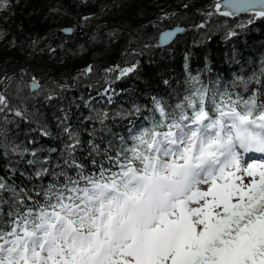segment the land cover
<instances>
[{"label":"snow or ice","instance_id":"snow-or-ice-1","mask_svg":"<svg viewBox=\"0 0 264 264\" xmlns=\"http://www.w3.org/2000/svg\"><path fill=\"white\" fill-rule=\"evenodd\" d=\"M228 3L264 17V0ZM252 82L262 84L255 75L241 80L245 91ZM29 87L35 99L42 86L33 78ZM152 112L150 126L132 135L131 145L121 137L114 156L111 143L102 152L89 139L88 157L98 166L89 173L78 158L84 142L65 123L66 112L58 120L66 139L56 156L57 147L37 146L35 137L27 140L32 147L9 139L7 125L40 122L0 93V156L7 158V174L0 175V264H264V159L243 158L264 154V92L233 98L201 85L171 112L153 97ZM108 118L96 117L101 125ZM30 131L52 137L46 124Z\"/></svg>","mask_w":264,"mask_h":264},{"label":"trees","instance_id":"trees-1","mask_svg":"<svg viewBox=\"0 0 264 264\" xmlns=\"http://www.w3.org/2000/svg\"><path fill=\"white\" fill-rule=\"evenodd\" d=\"M50 1L60 11L72 17L76 25L70 35L63 36L58 32L51 40V44L56 47L54 54L59 58L58 65L64 66L63 68L54 70L48 58L49 51L43 58L27 43H32L34 39L30 30L33 14L29 18L27 15L19 16V32L18 29L7 27L14 34L15 41L24 48L21 58L15 64L0 68V92L8 95L11 107L27 108L29 120L40 122L7 125L10 129L8 137L15 143L24 142L26 146L32 147L27 145V140L35 137L37 146L57 147L55 155L58 156L63 147L62 141L66 139L60 135L58 120L66 112L69 119L65 123L84 142L78 158L84 162L87 172H97L98 166H93L88 157L87 141L94 140L100 145L102 152L111 143L109 154L113 156L122 147L121 137L124 138L125 145H131L132 135L150 126L153 97L160 99L171 112L184 96L190 95L201 85H208L213 91L227 90L233 94V98L237 95L247 97L252 89L264 92V17L253 15L227 19L210 11L212 0L141 1L136 3L137 16L151 21L150 23L132 27L113 22L86 32L81 28L82 19L77 10L80 0ZM122 1L101 0L96 16L100 17L108 10H118ZM168 11L174 12L171 28L180 26L185 30L168 46L160 47L158 27L153 24ZM161 26L168 27V24L165 22ZM113 32L121 35L122 46L128 50V56L120 55L122 48L118 52L111 49L110 37ZM89 51H95L94 59L99 58L101 61L109 60V54L117 52L112 62L114 69L106 75L102 73V69L106 67L96 69L95 80L94 73L84 72L89 64L80 60L81 54ZM125 61H132L135 69L127 75H121ZM254 75L260 77L262 84L249 83L248 90L245 91L241 80L249 81ZM33 78L42 86L35 99L29 88ZM164 81L168 83L165 84ZM18 85L21 91L17 90ZM106 88H111L114 93L112 102L94 99L90 105L86 104ZM50 93L55 94L57 99L46 101L45 97ZM136 107L141 109L139 114L129 116L128 113L133 112ZM103 113H107L109 118L101 125L96 117ZM117 113L127 118L121 119ZM88 117L91 119H86ZM7 118L19 119L12 113H7ZM41 124L48 126L51 138H42L37 132L30 131L39 128ZM93 132L95 135L90 136L89 133ZM97 159L103 161L104 157L101 155ZM6 160V157L0 156V175L7 174L6 167H3ZM105 166H108L106 161ZM15 179L18 184L21 183L22 178L17 176ZM47 182L48 179L44 181L45 184Z\"/></svg>","mask_w":264,"mask_h":264},{"label":"rangeland","instance_id":"rangeland-1","mask_svg":"<svg viewBox=\"0 0 264 264\" xmlns=\"http://www.w3.org/2000/svg\"><path fill=\"white\" fill-rule=\"evenodd\" d=\"M141 1H155V0H123L122 6L115 11L104 12L102 16L97 17L99 12L98 6L101 3V0H81L78 3V12L80 18L82 19L81 28L86 32L91 31L92 28L97 26H102L105 24H112L113 22L120 24L122 26H132L140 27L150 23L151 21L142 20L137 16L136 3ZM215 0H212L210 4V11L214 13V3ZM44 12V14H43ZM33 14V18L30 23V30L34 35V39L31 42H27L32 45V49L45 58L47 56L46 52L49 51L48 58L50 63L54 67V70L58 68H63L59 64V58L55 56V46L51 44V40L55 38L56 33H63L64 29H74L75 20L67 15L66 13L60 11L56 6H54L50 0H4V3L0 5V68H6L15 64L23 54V48L16 41L14 34L7 30V27H13L20 31V19L19 16H26L29 18ZM43 14V15H42ZM173 11H168L164 13L157 22H154L153 26L158 27V34L164 31L167 28H171L174 20ZM88 17V19H85ZM168 24L167 26H161V24ZM72 32V31H71ZM67 36V35H66ZM112 46L111 49L118 52V49L122 48L120 55L122 57L128 56V50L123 49L122 37L119 33L113 32L111 34ZM158 39V38H157ZM58 39V42L62 41ZM52 46V47H51ZM28 49V46L26 47ZM52 48V49H51ZM100 48V47H98ZM54 50V51H53ZM110 53L109 60L101 61L99 58L96 60L95 51L84 52L81 54L80 59L82 62H87L91 66V74L94 73V79L96 80L97 70L99 68H104L103 74L106 75L109 69H114L112 62L114 57L118 53ZM95 60V61H94ZM132 61H125V67L122 69H127L132 67ZM88 66V67H89ZM87 67V68H88ZM121 69V70H122ZM90 72H86L90 74ZM87 75V74H86ZM2 93V92H0ZM6 97L8 95L3 93ZM114 93L111 88H106L104 91H101L96 97L90 98L87 101V105L95 99L100 102H112L114 100Z\"/></svg>","mask_w":264,"mask_h":264},{"label":"water","instance_id":"water-1","mask_svg":"<svg viewBox=\"0 0 264 264\" xmlns=\"http://www.w3.org/2000/svg\"><path fill=\"white\" fill-rule=\"evenodd\" d=\"M217 5H218V8H217ZM213 6H214V12L217 15L224 17V18H227V19H234V18L239 17V16L255 15L254 12H252V11H248V12H243V11L237 12V11H235V9H233L232 7L229 6L228 0H215L213 3ZM224 12H228L229 15H227V16L223 15L222 13H224ZM184 30H185L184 27L175 26L171 29H166V30L160 32L158 35V45L160 47L168 46L170 43H172V41L175 39V37L178 36L179 34L183 33ZM63 33L65 35L71 34V32H66L64 30H63ZM166 33H172V35L170 37H168L167 39H165ZM32 81H30L29 85L32 84ZM30 90L33 91L32 88H30Z\"/></svg>","mask_w":264,"mask_h":264}]
</instances>
